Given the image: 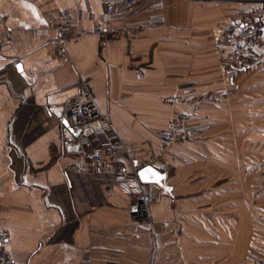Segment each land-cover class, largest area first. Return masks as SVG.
<instances>
[{"label":"crops","instance_id":"1","mask_svg":"<svg viewBox=\"0 0 264 264\" xmlns=\"http://www.w3.org/2000/svg\"><path fill=\"white\" fill-rule=\"evenodd\" d=\"M0 0V245L16 264H254L264 258V60L219 67L215 43L263 0ZM101 29L104 33L96 34ZM111 30H116L112 33ZM66 42V55L59 41ZM89 92L141 170L171 189L153 225L124 178L64 152L62 124ZM208 96V130L161 150L183 104Z\"/></svg>","mask_w":264,"mask_h":264},{"label":"built area","instance_id":"2","mask_svg":"<svg viewBox=\"0 0 264 264\" xmlns=\"http://www.w3.org/2000/svg\"><path fill=\"white\" fill-rule=\"evenodd\" d=\"M139 0H121L107 2L105 18L125 17ZM231 29L215 43V52L219 67L223 71L239 72L251 68L264 60V0L249 10L233 15ZM96 34L104 32L95 30ZM116 33V30H111ZM67 36L59 41V53L66 55ZM170 104H183L188 111L170 118L167 129L161 136V150L167 153L181 141H188L206 132L207 125H193L198 109L218 102L208 96L193 99L170 98ZM64 152L79 157L82 162L70 166L73 173H85L90 167H96L102 173H114L124 178L131 195L138 197L131 205L133 218L141 227H152L151 208L155 196L148 191V184L141 181L139 169L132 160L130 147L115 132L108 116L103 113L91 93L84 92L82 100L73 104L62 124ZM90 163V167L88 164ZM158 195L165 192L160 186L152 185ZM0 264H16L10 252L1 243ZM254 264H264V258Z\"/></svg>","mask_w":264,"mask_h":264},{"label":"water","instance_id":"3","mask_svg":"<svg viewBox=\"0 0 264 264\" xmlns=\"http://www.w3.org/2000/svg\"><path fill=\"white\" fill-rule=\"evenodd\" d=\"M144 174L143 176L141 174ZM152 173H155V175H152ZM139 177L141 181L148 185H158L160 186L164 191H171L169 187H167L164 183L166 179V175L162 172H160L158 169L154 168V166H145L139 171Z\"/></svg>","mask_w":264,"mask_h":264},{"label":"trees","instance_id":"4","mask_svg":"<svg viewBox=\"0 0 264 264\" xmlns=\"http://www.w3.org/2000/svg\"><path fill=\"white\" fill-rule=\"evenodd\" d=\"M230 29H231V26L229 25V28L227 29V31H226V32H228ZM180 115H181V113H180ZM183 142H184V141H183Z\"/></svg>","mask_w":264,"mask_h":264},{"label":"snow or ice","instance_id":"5","mask_svg":"<svg viewBox=\"0 0 264 264\" xmlns=\"http://www.w3.org/2000/svg\"><path fill=\"white\" fill-rule=\"evenodd\" d=\"M141 175L143 176L144 174L142 173ZM152 175H155V173H152Z\"/></svg>","mask_w":264,"mask_h":264}]
</instances>
